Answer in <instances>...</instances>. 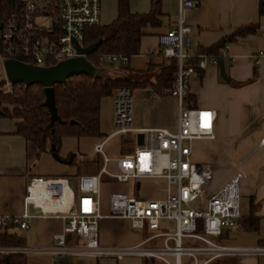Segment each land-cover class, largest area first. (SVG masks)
Returning a JSON list of instances; mask_svg holds the SVG:
<instances>
[{
	"label": "built area",
	"instance_id": "2783aa9c",
	"mask_svg": "<svg viewBox=\"0 0 264 264\" xmlns=\"http://www.w3.org/2000/svg\"><path fill=\"white\" fill-rule=\"evenodd\" d=\"M192 6L191 0H177L173 24L157 36L159 55L176 60L171 90L177 104L176 129H134L130 91L126 87L117 88L113 94L112 132L92 147V154L101 159L97 173L78 175L74 183L66 177H31L25 186L22 211L0 215V230L25 229L36 217H59L63 222L61 231L52 235L49 247L41 249L55 260L69 255L114 260L135 256L156 259L162 264H210L222 257L264 255V246L230 245L220 240L223 229L231 227L239 217L241 175L234 174L205 194L212 178L211 166L190 158L193 140L214 137L215 111L184 105L187 77L195 72L194 67L203 70L218 63L217 57L197 52L192 45L191 26L184 18V12ZM45 17H49L48 22L43 21ZM99 24L100 0H57L54 6L44 0H18L13 11L0 15L2 88L8 89L10 85L3 71L4 59L45 67L76 57L75 43L84 46V30ZM220 54L225 55V48ZM127 61L123 54L105 53L97 57L96 66H125ZM138 133L142 134L140 145L135 143ZM129 135L134 142L132 149L118 154L114 158L115 171H109L110 159L103 151L104 144L112 136ZM102 175L123 184L147 177L162 178L166 182L165 194L159 199H146L113 191L108 195L107 211L103 214L98 199ZM102 217L127 219L132 229L145 231V236L131 245H100L97 224ZM68 234L81 243L67 245ZM11 253L25 255L28 249L0 246V254Z\"/></svg>",
	"mask_w": 264,
	"mask_h": 264
},
{
	"label": "crops",
	"instance_id": "0c3cea01",
	"mask_svg": "<svg viewBox=\"0 0 264 264\" xmlns=\"http://www.w3.org/2000/svg\"><path fill=\"white\" fill-rule=\"evenodd\" d=\"M191 1L193 6L184 12V18L191 26V42L195 51L219 42L238 27L247 24L258 26L256 33L236 37L219 49L218 60L222 61L223 74L229 81L221 75L218 64L207 65L199 73L194 72L187 77L186 93L190 95L192 107L215 111L214 137L193 140L190 144L191 160L207 162L211 166L214 186L210 192L234 174L241 175L238 182V221L223 229L220 240L230 245L264 246V14L257 12L259 0ZM160 5L162 25L146 29V34L141 36L138 52L128 57L125 65L131 71L145 70L148 61L153 65L162 62L157 36L173 24L177 0H160ZM113 6L109 13L100 12V18L104 19L100 24H108L115 18V0ZM128 6L131 12L145 13L149 10V0H128ZM222 48H225L224 56L220 54ZM259 52L262 54L258 55ZM121 67L113 65L106 68ZM135 75L139 80L149 77L148 74ZM135 90L136 96L131 100V126L134 129L165 128L174 131L175 97L171 94L155 96L147 89ZM113 94L99 99L100 136H62L57 159L52 153H42L36 158L34 145L13 133L16 120L0 117V215H16L22 211L25 186L33 176L66 177L74 183L78 175L97 173L88 172L91 167L87 162L95 156L92 154L94 143L112 132ZM113 137H117V141L110 143ZM111 138L104 145L110 159L107 169L113 172L114 158L130 151L134 142L131 135ZM123 140L128 144L123 145ZM131 181L115 183L112 178L101 176L98 199L103 214L107 211L108 195L113 191L146 199H159L165 194L166 182L162 178H141L130 185ZM249 219L256 220L255 229L245 227ZM62 225L59 217L42 216L31 219L25 229L10 228L8 231L17 233L28 249L26 264H52L55 257L41 249L51 245L52 235L60 232ZM144 236L145 231L132 229L127 219L102 217L98 220L100 245H131ZM80 243L78 238L67 235V245ZM66 258L72 264H142V259L135 256L119 260L89 255H69ZM210 264H264V255L222 257Z\"/></svg>",
	"mask_w": 264,
	"mask_h": 264
},
{
	"label": "trees",
	"instance_id": "16d2710c",
	"mask_svg": "<svg viewBox=\"0 0 264 264\" xmlns=\"http://www.w3.org/2000/svg\"><path fill=\"white\" fill-rule=\"evenodd\" d=\"M18 0H0V15L8 14L17 5ZM51 4L57 0H44ZM116 16L108 24H99L84 30L83 44L88 45L100 40L97 49L88 55V60L96 65L97 57L101 54H123L127 57L138 52L139 40L146 34V29L157 28L162 25L160 0H149V10L145 13L131 12L128 0H115ZM257 12L264 14V1L259 0ZM256 24H247L234 29L225 35L219 42L197 52L220 58L219 49L225 43L236 37L256 33ZM188 63L194 64L193 61ZM186 63V64H188ZM125 71L148 74L149 77L139 81L103 80L94 79L88 75H73L67 78L66 83L53 86V102L58 119L49 126V111L44 104L43 87L32 84L25 87L21 83L2 88L4 81L0 75V117L16 120L14 134L21 136L25 141L31 142L37 158L42 153H57L62 136L93 137L99 133V99L111 95L119 87H126L129 91L140 88L147 89L155 96L170 95L174 85L176 60L164 58L158 65L147 62L143 71H131L122 66ZM195 72L201 70L194 67ZM226 81L229 79L221 74ZM190 95L185 92L184 105L192 107ZM128 143L122 141V144ZM101 159L95 155L87 162V166L94 167L97 172ZM238 219L236 220L237 223ZM242 224V223H241ZM244 224H242L243 226ZM245 227L255 229L256 220L247 222ZM222 236V234H221ZM22 238L7 228L0 230V246H23ZM0 264H26V256L21 253L0 254ZM142 264H155L151 258H143Z\"/></svg>",
	"mask_w": 264,
	"mask_h": 264
},
{
	"label": "water",
	"instance_id": "95a60500",
	"mask_svg": "<svg viewBox=\"0 0 264 264\" xmlns=\"http://www.w3.org/2000/svg\"><path fill=\"white\" fill-rule=\"evenodd\" d=\"M100 40L80 47L75 43L78 56L66 58L53 65L40 67L28 63H23L15 59L7 58L2 62L6 81L12 85L21 83L25 87L32 84H39L43 87L44 104L49 111V126L58 119L53 102V86L64 84L67 78L73 75H88L94 79L103 80H123L139 81V78L120 68L97 67L88 60V55L93 53L100 44ZM218 68L223 74V64L218 60ZM142 134L136 135V143L140 145ZM57 159L56 154H52ZM52 264H72L68 258L59 257Z\"/></svg>",
	"mask_w": 264,
	"mask_h": 264
},
{
	"label": "rangeland",
	"instance_id": "374dc122",
	"mask_svg": "<svg viewBox=\"0 0 264 264\" xmlns=\"http://www.w3.org/2000/svg\"><path fill=\"white\" fill-rule=\"evenodd\" d=\"M113 0H100V12L103 14H105V13H109V11L111 12V8H112V10H113ZM104 19H103V17H101L100 18V21L102 22ZM43 21L44 22H48L49 21V17H45L44 19H43ZM130 73V72H129ZM133 74V73H132ZM130 95H131V100L133 101V99H134V97L136 96V90L134 89V90H131L130 91ZM117 139V137H113V138H111L110 139V143L111 142H114V141H117L116 140ZM126 144V143H125ZM128 144V143H127ZM126 144V145H127ZM103 151H104V153L106 154V156H108L109 157V153H107V151H106V149H105V145L103 146ZM93 169H94V167L92 166L89 170H88V172H92L93 171ZM133 183H132V181L130 182V185H132ZM213 186H214V180L211 178V181H210V183H209V185H208V188L206 189V191H205V194H207V193H209L210 191H211V189H213ZM233 259V258H232ZM154 260V263L155 264H162L161 262H159L158 260H156V259H153Z\"/></svg>",
	"mask_w": 264,
	"mask_h": 264
},
{
	"label": "snow or ice",
	"instance_id": "6c2138e0",
	"mask_svg": "<svg viewBox=\"0 0 264 264\" xmlns=\"http://www.w3.org/2000/svg\"><path fill=\"white\" fill-rule=\"evenodd\" d=\"M209 115H210V114H204V116H205V117H208ZM204 126H205V127H207V126H208V124H207V123H205V124H204Z\"/></svg>",
	"mask_w": 264,
	"mask_h": 264
}]
</instances>
